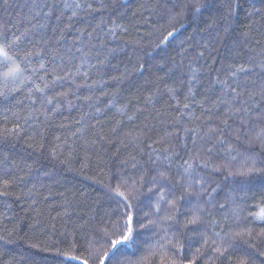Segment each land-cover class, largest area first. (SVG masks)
<instances>
[{
    "label": "snow or ice",
    "instance_id": "obj_1",
    "mask_svg": "<svg viewBox=\"0 0 264 264\" xmlns=\"http://www.w3.org/2000/svg\"><path fill=\"white\" fill-rule=\"evenodd\" d=\"M0 2L5 8L11 7L9 0ZM139 7L144 12L166 18V26L158 29L161 39L157 47L168 43L179 30L178 25L183 27L185 21L197 24L205 14L207 27L200 29L197 24L193 34L188 35L182 44L190 45L197 32L218 29L221 23L227 32L237 11L244 9L252 23L242 34L240 43L244 50L238 51L237 55L247 59L230 63L227 68L215 72L209 85H221L220 94L212 99L211 107L205 108L200 103L203 116L190 121L195 126L185 125L181 119L184 112L180 111L171 124L165 121L164 114L153 117L164 125L163 128L144 123L123 134L121 142L125 147H132L133 151L129 159L122 162L123 171L113 177L116 183L107 186L119 198L114 210L119 219L115 223L111 220L106 223L103 217L98 223L95 217L78 218L69 232L67 224L72 217L68 211L69 202L61 205L63 215L49 213L43 221L34 217V222H29L27 241V247L32 251L16 261L15 257L6 258L7 252L0 248V264H264V226L259 230L247 225L240 227L238 223L232 227L227 223L228 216L217 219L213 212V209L226 206L215 195L220 189L215 175L222 174L225 180L238 179L239 190L245 194L259 187L258 211L248 215L264 225V32L254 28L255 23L264 21V0H260L259 7L252 2L247 8L245 0H223L222 4L221 0H165L164 3L153 0ZM121 8L126 9L125 4L118 5L115 0L111 3L100 0L98 5L89 0H26L19 26L0 23V98L8 101L9 97L26 88L24 98L17 99L16 104L24 105V101H28L26 112H13L17 119L11 127L6 125L0 129V136L19 139L25 130L24 125L31 127L30 121L38 122L42 130L30 139L38 143L43 152L47 146L44 133L63 107L71 109L75 106L74 100H83L89 107L99 103L98 100L93 103L97 85L93 77L108 63L107 55H103L101 49L109 55L116 51L107 49L104 40L109 35H116L117 22L113 19L112 27L105 31L102 20L95 27L89 24L83 29H76L74 21H85L93 12L101 11L123 15ZM50 20L55 24L49 25ZM120 27L127 31L122 25ZM48 28H51V36L44 34ZM72 29H76L78 38L71 46L62 45L66 32ZM32 37L38 38L33 41ZM84 37H87V43ZM25 41L33 46L22 47ZM206 52L209 55L212 52L209 43L203 45L198 57H205ZM35 57L39 60L34 64ZM172 61L176 62L175 57ZM143 68L144 65L140 64L138 70ZM192 71L195 80V70ZM125 76L113 79L120 80ZM82 89L87 94H82ZM190 98L194 101L191 82L189 96L185 97V109L190 106L187 102ZM106 106H115V94L113 99L106 101ZM126 107L119 111L124 113ZM95 110L102 111L99 107ZM133 119L134 116H128L129 121ZM76 124L80 127L70 129L71 137L56 136L54 147L49 150L51 156L69 170L79 147L84 149V159L87 160L88 149L106 139L99 134L92 140L85 139L83 116ZM88 127L95 132V125ZM119 128L118 123L112 133L117 134ZM153 131L156 136L150 134ZM79 140H84L83 145H78ZM129 163L131 171L127 167ZM23 180V176L7 169L0 175V197L13 195L15 187ZM232 190L235 192L236 188ZM29 194H32L31 190ZM21 195H16V200H20ZM137 201L148 209L139 220L132 212ZM232 203L237 201L233 199ZM120 208L125 211L120 213ZM238 214L234 208L231 216ZM58 220L62 222L61 228L57 227ZM119 220L124 221L122 226ZM137 225L141 229L150 227L158 237L155 246L149 248L154 260L145 256L134 258L144 243L139 241ZM78 231L84 232L83 244L76 239ZM19 237V221L11 230L6 226L0 230L2 245L15 243ZM186 248L190 254H186Z\"/></svg>",
    "mask_w": 264,
    "mask_h": 264
},
{
    "label": "trees",
    "instance_id": "obj_2",
    "mask_svg": "<svg viewBox=\"0 0 264 264\" xmlns=\"http://www.w3.org/2000/svg\"><path fill=\"white\" fill-rule=\"evenodd\" d=\"M89 2L98 5L100 0H89ZM104 2L111 3L112 0H104ZM115 2L118 5L125 4L126 9H120L124 13L123 15H114L111 11H101L93 12L87 16L85 21H74L76 29H83L88 28L89 24L95 27L102 20V27L105 31L112 27L113 19L117 22L116 35H109L104 40L107 49H116V51L109 55L106 50L101 49L103 55H107L108 63L101 72L94 73L93 77L97 80L93 103L95 100H98L99 103L95 107H89L83 100H74L75 106L71 109L67 106L63 107L56 114L53 124L44 133L47 146L43 152H41L39 144L30 139L35 136L36 132L42 130L38 126V122L30 121L31 127L24 125L25 130L19 139H5L0 136V175L11 168L12 174L24 177V180L15 187L13 195L0 197V230L5 226L11 230L19 221L20 237L16 239V242L9 245L0 244V248H3L8 254L6 258L15 257L16 261H19L22 256L32 251L27 247L29 222H34V217L43 221L49 213L52 216H56L58 212L63 215L64 209L61 208V205H67L69 202H71V206L68 211L72 213V217L70 220L65 217V220H68L69 232L78 222V218L95 217V222L98 223L103 217L106 223L109 220L115 223L119 219V214L114 211L119 198L115 196L114 192H110L107 186L109 183L113 185L116 183L113 177L123 171L122 162L129 159L130 153L133 151L132 147H125L121 142L123 134L134 129L136 125L142 126L144 123L155 125L156 128H163L164 125L153 117L164 114L165 121L171 124L173 119L180 115V111L184 112V116L181 117L184 124L190 127L195 126L190 121H195L196 117L203 116L200 103H203L205 108L211 107L212 99L220 94L221 85H209V80L215 78V72L221 68H227L230 63L244 62L247 59L246 56L237 55L238 51L244 50V46L240 43L243 38L242 34L247 30V25L252 23L247 19L244 9L237 11L227 32H224L221 23L218 29L197 32L190 45L182 44L181 42L188 35L193 34V29L197 24L200 29L207 27L204 23L207 19V14H205L197 24L185 21L183 27L178 25L179 30L169 38L168 43L157 47L161 39V32L158 29L166 26V18L144 12L139 7L141 4L153 2V0H115ZM160 2L164 3L165 0H160ZM252 2L259 7L260 0H245V7L247 8ZM9 3L11 7L5 8L0 2V23L19 26L21 9L26 0H9ZM222 3L223 0H221ZM134 12L137 13L135 16ZM141 12L143 15H140ZM146 19L147 22H145ZM255 19L259 21V17ZM217 20H220L219 13ZM48 23L54 25L55 21L50 20ZM121 25L127 29L126 32L120 27ZM254 28L264 32V21L255 23ZM76 29L66 32L65 39L61 41L62 45L71 46L75 42L78 38ZM89 30L91 29L89 28ZM97 31L99 32V29ZM44 34L51 36V28L45 29ZM37 38L32 37L33 41ZM84 40L87 43V37H84ZM93 43L96 41L93 40ZM205 43L211 45L212 52L210 55L206 52L205 57L200 58L198 52L203 50ZM32 46L27 41L22 44V47ZM252 46L255 47L254 42ZM185 49L187 50L185 51ZM173 57L176 59L175 63L172 61ZM38 60L39 57H35L33 63L35 64ZM140 64L144 65L143 70H138ZM192 70H195V80L192 79ZM125 74L124 79H113V77H121ZM100 77H103V80ZM189 82H191L195 102L190 98L187 101L190 106L185 109V97L189 96ZM169 89H175V91L170 92ZM81 92L87 94L86 90L82 89ZM25 94L26 88L9 97L8 101L0 98V129L6 125L12 126V122L17 119L13 112H26L27 100L24 101V105L16 104V100L23 99ZM114 94L115 106L108 108L106 101L113 99ZM149 97L151 100L148 99ZM125 106H127L125 112L121 113L119 109ZM96 107L101 108L102 111L96 112ZM129 115L134 116V119L129 121ZM81 116L84 117L87 133L85 139L92 140L96 134L105 136L106 139L98 141L94 147L88 149L89 159L87 160L84 159V149L79 147L76 157L72 160L71 170H69V167H65L53 158L49 150L54 147L56 136L71 137L70 129L74 130L80 127L76 121ZM42 119L43 117H41ZM20 122L23 124L22 120ZM118 123L120 128L117 129V134H113L112 129ZM61 124L65 127H60ZM90 124L95 125V132L88 127ZM150 134L157 135L155 131ZM107 137H111V139L108 140ZM83 143L84 140L78 141V145H83ZM30 144L33 146L29 147ZM127 167L129 171L132 170L131 163ZM57 178L59 182H57ZM215 179L220 183V189L215 194L216 198L226 205L222 209H213L217 219L228 216L227 223L232 227H235L237 223L240 227L247 225L257 230L264 226L248 215L249 212L258 211L256 205L261 200L259 187L253 192L245 194L239 190L238 179L236 181L232 178L225 180L222 174H216ZM233 188H236L235 192H233ZM29 190L32 194H29ZM16 195H21V199L16 200ZM45 196H48L49 199L45 200ZM233 199L237 201L236 204L232 203ZM33 200L36 201L35 204L32 203ZM135 204L132 212L135 219L139 220L143 212L148 209L140 201ZM7 205H11V207H7ZM234 208L239 213L236 217L231 216ZM240 209L243 211H239ZM124 211L123 208L119 209L120 213ZM119 223L122 226L124 221L119 220ZM61 224L62 222L58 220L57 227L61 228ZM137 232L139 241L144 243L134 258L145 256L149 260H154L155 258L150 256L149 248L155 246L158 237L150 227L141 229L137 225ZM75 235L76 239L83 244L84 232L78 231ZM241 246L243 247V245ZM185 252L190 254L187 248Z\"/></svg>",
    "mask_w": 264,
    "mask_h": 264
}]
</instances>
